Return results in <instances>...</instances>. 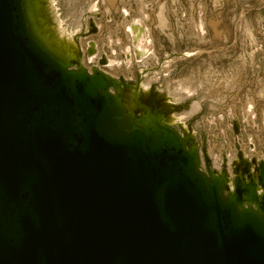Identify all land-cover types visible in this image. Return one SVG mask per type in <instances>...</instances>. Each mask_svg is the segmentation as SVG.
Instances as JSON below:
<instances>
[{
  "label": "water",
  "instance_id": "95a60500",
  "mask_svg": "<svg viewBox=\"0 0 264 264\" xmlns=\"http://www.w3.org/2000/svg\"><path fill=\"white\" fill-rule=\"evenodd\" d=\"M68 68L0 0V264H264V162L239 151L225 198L201 142L120 124L110 90L138 82Z\"/></svg>",
  "mask_w": 264,
  "mask_h": 264
},
{
  "label": "rangeland",
  "instance_id": "374dc122",
  "mask_svg": "<svg viewBox=\"0 0 264 264\" xmlns=\"http://www.w3.org/2000/svg\"><path fill=\"white\" fill-rule=\"evenodd\" d=\"M46 15L66 27L94 21L100 28L80 43L88 72L96 66L136 84L138 69H149L142 79L182 91L177 106L187 109L174 113L188 119L213 167L220 169L223 151L233 157L237 145L264 162V0H56ZM135 21L146 29L139 46L150 48L146 60L134 56L128 25ZM89 40L99 51L94 58L84 55ZM104 56L116 64L101 66ZM238 124L241 136L232 130Z\"/></svg>",
  "mask_w": 264,
  "mask_h": 264
},
{
  "label": "bare ground",
  "instance_id": "6f19581e",
  "mask_svg": "<svg viewBox=\"0 0 264 264\" xmlns=\"http://www.w3.org/2000/svg\"><path fill=\"white\" fill-rule=\"evenodd\" d=\"M22 2L28 28L32 36L54 59L61 61L67 66V68L74 65V68L71 69H74L75 72H83L85 67L82 64L83 51L80 43H82V39L94 36L91 35L96 32L97 26L94 21H92L91 25L90 21L87 23L77 21L70 24L69 27H66L64 22H61L60 20H57L58 23L54 24L49 21L46 15V7L54 9L56 7V0H22ZM96 17H99V15ZM128 34L136 47L134 48L135 58L146 60L145 58H148L147 56L150 54V52H148L150 48L142 49L139 47L142 46V42L146 44V38H144L146 36V29L135 21L128 25ZM88 46L90 47L87 51L89 54L88 56L93 54L90 58H94V56H96L97 46L94 43H90ZM193 54L194 53H186L185 55L193 56ZM90 58H88V60H90ZM104 59L103 64L100 62L101 66L108 64L106 56ZM137 59L136 61L138 64L142 62V60ZM126 62H128V60H126ZM114 64H116V62H110L108 66H114ZM95 70L101 71L107 77L119 81V78L107 74L96 66L91 73H88L92 75ZM140 71L139 68L137 72L139 73L137 86L124 87L121 85L117 87V89L112 88L110 90L116 96L122 110L120 124L125 128L130 127L132 123L136 122L138 117H144L148 111H151L155 115L157 114V120L162 125L168 126L177 131L184 141L185 149L191 153L195 150L197 142L199 141H196L193 137V130L189 126L188 119H185V117L180 116L178 113H174L175 111H179L177 104L182 102V98L184 97L183 92L177 91V89H165L163 88V85L160 87L156 86L149 82V80L142 79L145 77L144 73L150 71L149 69L145 71L142 70L143 72ZM199 153L204 157L202 147L199 148ZM243 156L246 158L244 153ZM237 162L238 156L234 163H231L232 166L229 169H227L225 165L218 169L217 167H213L212 164H210V168H208L205 162L204 168L202 161L200 160L197 163V170L209 181L212 178L222 181V194L225 198H228L232 193L233 177L236 175L234 164ZM258 163L259 161L256 158V165H258ZM223 169L226 170L223 171ZM240 175L243 177L242 173H240ZM257 175H259V171L251 169V177L255 178ZM259 194H261V192H259ZM250 206L254 207L251 204H244L240 206L239 209H246Z\"/></svg>",
  "mask_w": 264,
  "mask_h": 264
},
{
  "label": "built area",
  "instance_id": "2783aa9c",
  "mask_svg": "<svg viewBox=\"0 0 264 264\" xmlns=\"http://www.w3.org/2000/svg\"><path fill=\"white\" fill-rule=\"evenodd\" d=\"M90 28V27H89ZM96 31H98V32H100V28L97 26V29H96ZM97 32V33H98ZM96 33V34H97ZM96 34H94V35H96ZM90 36V35H89ZM90 43H94L96 46H97V44H96V42L93 40H90V41H88L87 42V45H86V47L84 48V55L86 56V55H89L88 54V50H89V44ZM98 52L99 51H96V56L98 55ZM105 57V56H104ZM103 57V58H104ZM143 70H145V69H143ZM139 74V73H138ZM237 122H235V124H236ZM235 127H237V129H235ZM232 130H233V133L235 134V135H240L241 136V129H240V125L238 124V125H233L232 126ZM239 151H241V149L238 147V145H237V147L235 148V154H234V156L232 157L231 155H230V152L228 151V150H224L223 151V155L221 156V159H220V164H219V166L221 165V166H226V168L227 169H229L231 166H232V164L234 163V161L237 159V156H238V152ZM244 152V151H243ZM206 153H207V151H206ZM245 153V152H244ZM245 156H246V158L247 159H251V158H257L256 156H253V157H251V156H248L246 153H245ZM209 158V157H208ZM258 159V158H257ZM209 160H210V164H212V159L211 158H209ZM258 161H260V159H258ZM232 163V164H231Z\"/></svg>",
  "mask_w": 264,
  "mask_h": 264
},
{
  "label": "flooded vegetation",
  "instance_id": "af4514ba",
  "mask_svg": "<svg viewBox=\"0 0 264 264\" xmlns=\"http://www.w3.org/2000/svg\"><path fill=\"white\" fill-rule=\"evenodd\" d=\"M99 18V17H98ZM98 31H96L95 33H93V34H91V35H94V34H96ZM178 107V106H177ZM178 109H179V111H182V110H186L187 109V107H185V106H180V107H178Z\"/></svg>",
  "mask_w": 264,
  "mask_h": 264
}]
</instances>
